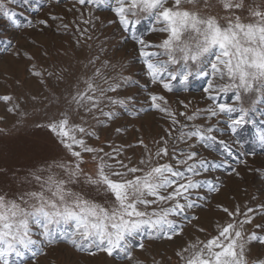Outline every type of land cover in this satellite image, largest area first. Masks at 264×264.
<instances>
[{
  "label": "snow or ice",
  "instance_id": "6c2138e0",
  "mask_svg": "<svg viewBox=\"0 0 264 264\" xmlns=\"http://www.w3.org/2000/svg\"><path fill=\"white\" fill-rule=\"evenodd\" d=\"M33 3L0 0V17L15 29L31 28L40 33L48 29L56 35H69L74 25V47L87 48L89 55L82 75L63 97L67 110L37 125L55 135L70 159L53 161L32 173L38 190L16 199L0 194V264H37L39 257L47 258L49 250L60 244L85 258L102 253L111 258V264H144L134 253L146 250L145 240L174 242L193 222H197L195 231L205 238L185 240L174 252L177 264H264V202L257 207L217 202L215 210L223 215L215 223L214 234L199 226V213L210 208L225 188L213 173L223 169L230 178L243 179L241 172L231 167L233 146L224 136L238 135L249 123L251 106L258 99L264 101V0H73L66 11L75 10L78 20L65 22L63 15L49 11L35 22L21 23L11 6L31 7ZM44 3L51 9L61 0ZM101 3L112 13L108 25L128 32L146 16L153 21L152 32L165 34L159 43L132 37L145 74L161 90H150L145 98L147 107L141 105L139 111L133 108L132 96L120 95V89L131 83L123 75L125 65L106 56L101 59L106 41L92 51L90 29L95 30L100 17L89 14L85 18L76 7ZM33 10L41 11L42 5ZM5 43L6 51L15 47L10 40ZM12 54L31 64L29 72L41 85L50 81L59 85L69 71L67 67L41 70L31 63L34 56L27 51ZM193 76L208 78L202 89L204 106L181 99L178 105L182 110L173 109L163 93L174 91L173 82L186 87ZM229 93L233 94L232 103L219 102L221 95ZM31 100L35 102L37 97ZM0 101L10 103L13 96L0 95ZM128 109L132 117H140L141 112L161 114L168 124L152 142L154 147L138 139L143 152L135 164L121 158L124 149L119 146L89 143L91 139L99 141V130L110 128L121 110ZM8 111L24 118L28 115L19 103ZM71 112L82 113L79 123L72 121ZM114 130L117 134L126 131L124 127ZM258 143L264 148V130ZM217 145L220 158L207 159L198 151ZM85 155L95 164L94 172L82 167L87 163ZM236 159L248 171L264 175V164L255 167V162L249 165L246 159ZM81 177L110 198L107 206L72 189ZM254 249L260 250L255 256ZM153 264L157 262L153 260Z\"/></svg>",
  "mask_w": 264,
  "mask_h": 264
},
{
  "label": "rangeland",
  "instance_id": "374dc122",
  "mask_svg": "<svg viewBox=\"0 0 264 264\" xmlns=\"http://www.w3.org/2000/svg\"><path fill=\"white\" fill-rule=\"evenodd\" d=\"M251 2V0H249ZM262 0H256L261 3ZM42 5L39 12L33 9ZM73 0H61L59 5L51 9L40 0V4L34 3L31 7L24 5H12L13 11L17 12L19 21L35 22L43 18L49 11L63 15L65 22L78 20L79 13L67 12L66 9L72 7ZM80 11L85 14V18L91 16L100 17L96 21L95 30L90 29L93 35V49L95 52L101 42L104 43L105 56L113 63L125 65L123 75L131 79V83L120 89L122 97L132 96L134 98L133 108L140 110L141 105L147 107L146 97L150 90L161 91L151 84L149 78L143 70V61L139 58L138 47L135 45L133 36L145 37L154 43H159L165 34L152 32L153 21L149 17H142L140 21L132 26L128 32H123L115 24L108 25L107 21L112 19V13L103 3L97 5H87L81 7ZM223 14V13H221ZM103 21V25L101 24ZM87 27L86 25H80ZM74 25L70 29L69 35H56L52 30L46 29L43 33L31 28L15 29L10 23L0 17V95H11L13 101L5 103L0 101V194L9 199H16L22 193L38 190L39 185L35 183L32 173L38 169L46 168L53 161H66L70 159L66 151L59 145L57 138L46 127H37L38 124H46L50 119L59 115L61 111L67 110V105L63 97H67L68 92L78 76H81L86 63L85 57L89 55L87 48L80 49L74 47L75 34ZM10 40L15 47H8L5 41ZM35 41V43H33ZM19 50L21 53L27 51L34 56V63L41 70H58L67 67L69 69L63 83L56 85L55 81H50L48 85H41L29 72L31 64L21 56L15 57L12 53ZM48 52V56L44 52ZM156 51V49H153ZM116 71H120L119 68ZM207 79L200 76H193L185 87L179 82H173L174 91L163 93L169 100L173 109L179 108L178 101L181 99L191 100L193 106H204L202 100V89L207 84ZM19 82V83H17ZM32 96L37 100L33 102ZM232 93L221 95L219 102L232 103ZM14 103L21 105V111L27 112L26 118L16 113L9 112L8 109ZM249 116V123L239 130L234 138L226 133L224 138L233 146L234 157L230 158L231 167L237 168L241 172L243 179L230 178L223 169L214 172L213 175L224 182L223 192L212 200V206L199 213L201 220L199 226L204 227L208 233L214 234L215 223L223 214L215 210L217 202L226 206L240 204L242 207L247 204L257 207L264 202V175L257 172L248 171L243 165L237 162L239 159H246L249 165L259 167L264 164V148L258 143V136L264 130V101L258 99L252 106ZM131 109L121 110L115 123L108 129L99 130L100 140H89L93 146H105L106 142L124 149V156L121 157L128 162V159L135 164L142 155L143 149L137 145V141L143 138L149 147H154L153 141L163 134L162 130L168 127L161 114H147L141 112L140 117L129 115ZM81 114L71 112L72 121L79 123ZM22 123H18L19 120ZM94 122L89 120V124ZM116 127H124V133L117 134ZM223 127V124L221 125ZM137 129L139 131H137ZM233 139L236 141L233 144ZM128 145H134L128 147ZM105 147V151H109ZM198 151L207 159L213 157L220 158V147L214 149H204L200 147ZM254 153V155H253ZM87 163L82 165L86 172H94L95 164L85 155ZM231 169H228L230 171ZM72 189L81 193L86 199L94 200L96 203L107 206L110 198L95 187L89 186L81 177L80 182L71 185ZM197 222H193L195 225ZM189 225L185 227L183 237H177L174 242L169 241H148L145 240V251L137 250L134 256L143 261L144 264H177L174 252L185 241L195 237L204 239V234L195 231V227ZM259 249L253 250V256L257 255ZM37 264H111V258L104 254L96 257L85 258L65 247L63 244L49 250L47 258L39 257ZM117 264H127V262H117Z\"/></svg>",
  "mask_w": 264,
  "mask_h": 264
}]
</instances>
